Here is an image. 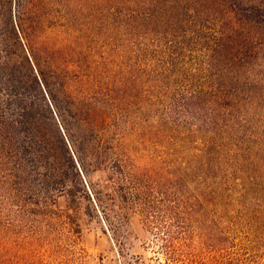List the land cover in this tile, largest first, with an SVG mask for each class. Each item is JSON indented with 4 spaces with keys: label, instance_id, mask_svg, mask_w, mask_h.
Wrapping results in <instances>:
<instances>
[{
    "label": "trees",
    "instance_id": "1",
    "mask_svg": "<svg viewBox=\"0 0 264 264\" xmlns=\"http://www.w3.org/2000/svg\"><path fill=\"white\" fill-rule=\"evenodd\" d=\"M95 5L104 45L115 40L131 53L146 97L153 105L169 99L173 120L163 115L157 134L130 130L127 76L116 81L97 61L93 27L70 0H0V176L12 198L47 209L84 179L114 231L116 205L149 222L161 174L143 162L147 136L178 147L184 177L198 183L196 205L224 192L246 207L261 200L264 0ZM208 241L223 245L214 235Z\"/></svg>",
    "mask_w": 264,
    "mask_h": 264
},
{
    "label": "rangeland",
    "instance_id": "2",
    "mask_svg": "<svg viewBox=\"0 0 264 264\" xmlns=\"http://www.w3.org/2000/svg\"><path fill=\"white\" fill-rule=\"evenodd\" d=\"M70 6L82 25L93 27L97 61L116 81L127 76L130 130L157 134L163 115L173 120L169 99L153 105V99L158 101L146 97L136 75L143 67L138 63L133 69L131 53L116 47L115 40L104 45L108 31L98 28L95 0H70ZM144 139L143 162L161 174L149 196L154 209L145 222L136 208L114 206L118 231L106 221L84 179L69 182L73 196L59 197L57 205L44 209L12 198L0 176V264H264V192L247 207L226 192L214 204L196 205L198 183L184 177L178 147ZM127 193L131 198L136 194L131 185ZM147 201L143 198L142 204ZM208 234L223 245H209Z\"/></svg>",
    "mask_w": 264,
    "mask_h": 264
}]
</instances>
